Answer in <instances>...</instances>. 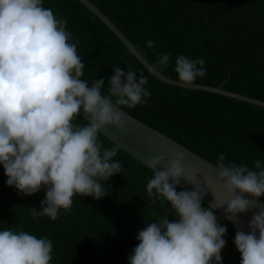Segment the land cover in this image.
<instances>
[{
	"label": "clouds",
	"instance_id": "obj_1",
	"mask_svg": "<svg viewBox=\"0 0 264 264\" xmlns=\"http://www.w3.org/2000/svg\"><path fill=\"white\" fill-rule=\"evenodd\" d=\"M67 23L43 0H0V165L6 184L19 194L45 190L40 210L31 208L33 219L55 221L61 210L71 211L76 195L100 200L109 194L111 186L105 184L123 166L114 159L117 148H105L99 135L108 127L124 131L121 109L144 105L151 96L147 77L130 67L127 72L113 68L107 94L102 92L105 79H83L79 40ZM146 46L154 49L155 41L147 40ZM169 60L170 54L160 53L150 71H164ZM204 63L179 54L174 64L177 85L191 87L204 77ZM81 109L84 125L75 123ZM184 159L178 150L148 159L153 176L147 195L170 209L138 232L128 264H222L227 228L219 222L217 208L236 227L240 264H264V206L258 203L264 197V164L258 159L249 168L218 154V188H213L212 180L198 179V170L186 169ZM181 180L194 185L193 190L177 191ZM209 190L214 200L204 207ZM250 210L256 211L246 234L239 229L238 214ZM170 213L176 219L169 220ZM52 251L47 237L0 230V264H51Z\"/></svg>",
	"mask_w": 264,
	"mask_h": 264
},
{
	"label": "trees",
	"instance_id": "obj_2",
	"mask_svg": "<svg viewBox=\"0 0 264 264\" xmlns=\"http://www.w3.org/2000/svg\"><path fill=\"white\" fill-rule=\"evenodd\" d=\"M125 35L151 65L160 53L170 54L159 72L176 81L175 59L184 54L202 58L206 75L193 85L222 89L264 102V0H89ZM47 8L67 20V30L79 40L78 54L85 63V80L105 79L117 65L130 67L148 79L151 96L144 105L122 110L185 146L210 163L218 154L226 162L264 164V108L216 93L172 86L161 81L79 0H43ZM155 41V48L146 46ZM139 75V74H138ZM75 123L87 121L80 115ZM105 148H117L115 160L123 171L105 184L109 194L100 200L73 197L70 212L61 210L55 221L33 219L45 190L23 196L6 184L0 165V230L27 231L53 243L51 264H128L137 246L136 236L170 206L153 203L146 184L153 171L110 142L101 133ZM184 190L178 187L177 191ZM264 200V197H261ZM204 207H207L202 203ZM226 226L222 264H240L234 237L236 227L218 212ZM169 220L176 219L174 213Z\"/></svg>",
	"mask_w": 264,
	"mask_h": 264
},
{
	"label": "water",
	"instance_id": "obj_3",
	"mask_svg": "<svg viewBox=\"0 0 264 264\" xmlns=\"http://www.w3.org/2000/svg\"><path fill=\"white\" fill-rule=\"evenodd\" d=\"M87 9H89L96 17H98L106 27L132 52V54L138 59L143 66L154 75L156 78H159L161 81L168 83L172 86L206 91L211 93L220 94L223 96H227L230 98H234L239 101H243L246 103H250L252 105L264 108V102L258 101L249 97H245L239 94L227 92L222 89L223 83L220 84L217 88L209 87V86H201V85H192L191 87H182L178 86L176 81L170 80L162 76L160 73H153L150 71V64L148 61L143 58V56L137 51V49L133 46V44L125 37V35L110 21V19L105 16L97 7H95L89 0H79ZM121 111H123L121 109ZM125 129L124 131H118L114 127H108L102 130L101 134L107 138L110 142L115 144L121 150L129 154L136 161L152 170L147 166V161L149 158L160 155L161 153H167L172 150L182 151L185 154V159L183 161L184 166L188 170H198L200 176L198 179H201L203 182V178H208L213 181V188H218L214 181V177L216 175V169L214 164L210 163L203 157L198 154L192 152L185 146L179 144L178 142L170 139L169 137L163 135L157 130L147 126L146 124L140 122L135 119L125 111ZM80 116L85 119V114L83 110L80 111ZM87 121V120H86ZM163 164L158 165V169L162 168ZM180 187L184 190H193L194 185L188 184L185 181L181 180ZM250 198V197H249ZM214 197L211 191H208V194L205 196L202 203L209 206L212 204ZM259 204L264 206V200L259 198ZM214 211L218 212L223 217L225 213L223 209L217 208ZM256 210H250L245 214H238L239 216V229L244 231L246 234L251 230L248 227L249 221L253 215V212ZM232 223V222H230ZM233 224V223H232ZM234 225V224H233ZM258 235V233H257Z\"/></svg>",
	"mask_w": 264,
	"mask_h": 264
}]
</instances>
